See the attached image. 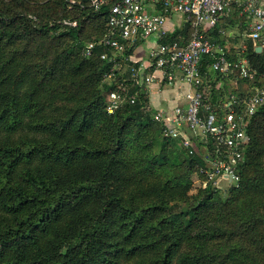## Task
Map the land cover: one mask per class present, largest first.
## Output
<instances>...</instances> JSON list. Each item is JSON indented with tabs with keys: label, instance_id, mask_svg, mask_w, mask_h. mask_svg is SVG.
Here are the masks:
<instances>
[{
	"label": "trees",
	"instance_id": "1",
	"mask_svg": "<svg viewBox=\"0 0 264 264\" xmlns=\"http://www.w3.org/2000/svg\"><path fill=\"white\" fill-rule=\"evenodd\" d=\"M106 21L89 0H0V264H264V105L248 120L238 185L193 193L200 144L190 156L163 137L146 98L107 112L130 73L102 60L114 54L102 45L84 55ZM246 44L255 79L238 82L260 87L264 51ZM210 63V79L233 78Z\"/></svg>",
	"mask_w": 264,
	"mask_h": 264
},
{
	"label": "built area",
	"instance_id": "2",
	"mask_svg": "<svg viewBox=\"0 0 264 264\" xmlns=\"http://www.w3.org/2000/svg\"><path fill=\"white\" fill-rule=\"evenodd\" d=\"M89 3L95 12L106 7L107 21L102 38L88 43L84 55L90 56L97 44L102 45L114 54H103L101 59L114 63V70L120 71L125 66L130 73V79L120 82L108 95L107 112L113 114L123 105H134L141 97L148 100L153 85L185 86L187 90L180 97L183 105H176L171 111H152L147 103L146 110L162 126L163 137L175 141L188 155L198 152L200 144L205 161L201 173L208 183L223 180L237 185L238 169L249 143L248 120L264 105V73L258 78L262 86L247 85L244 96L229 94L213 102L207 91L211 79L201 65L208 56L213 74L253 83L255 72L240 55L246 50L247 41L264 51V0H89ZM234 14L244 20L237 21L235 26L239 28L237 31H243L240 36L226 29L227 20ZM185 28L187 38L181 33ZM175 33H178L175 40L169 41ZM136 43H150L146 60L144 54L138 58L124 55ZM233 55L235 60L228 57Z\"/></svg>",
	"mask_w": 264,
	"mask_h": 264
},
{
	"label": "rangeland",
	"instance_id": "3",
	"mask_svg": "<svg viewBox=\"0 0 264 264\" xmlns=\"http://www.w3.org/2000/svg\"><path fill=\"white\" fill-rule=\"evenodd\" d=\"M230 20H232V22H235V23H233L231 26H229L230 24L227 23L226 24V29H228V30H234V29L238 30L239 28L237 29L235 27V26L238 25V23L236 22L234 16H232L230 18ZM238 34L240 36L241 30L238 31ZM225 37H226L225 40L228 39L227 35ZM140 52H144L145 56L143 57V59L146 60L147 59V55L149 53V46H147V44L143 43L136 50V54H138ZM238 81H239L238 78H224V79H222L220 81H218L215 78H213V79L210 80V87L207 89V91L213 97V96L219 95L221 93L220 90L223 89L224 87H227V90L225 91L227 93L226 94L227 96L229 95L228 92L232 91V89H236L237 91L240 90V91H242V94H244L246 92L245 88H246L247 84L243 82L242 86L240 87ZM219 98H221V97H219ZM151 117L153 119L152 114H151ZM192 180H193V193L196 192L200 188L207 187L208 185H211L213 188L218 189V190H220L223 193H226L228 191L229 187L238 185V184L237 185L229 184V183H227V181H223V180H221V181H219L218 183H215V184L214 183H208L204 176H203V178H200L198 175H194L192 177Z\"/></svg>",
	"mask_w": 264,
	"mask_h": 264
},
{
	"label": "crops",
	"instance_id": "4",
	"mask_svg": "<svg viewBox=\"0 0 264 264\" xmlns=\"http://www.w3.org/2000/svg\"><path fill=\"white\" fill-rule=\"evenodd\" d=\"M234 29V28H233ZM234 35L237 34V30H232ZM150 43H147L149 46ZM137 50V49H136ZM136 50L133 53V58H138L143 55L144 52L136 54ZM159 76V73H156ZM187 88L185 86L175 83L170 87H158L153 85L150 88V94L148 95V106L152 111H171L176 105H183V100L180 98Z\"/></svg>",
	"mask_w": 264,
	"mask_h": 264
},
{
	"label": "water",
	"instance_id": "5",
	"mask_svg": "<svg viewBox=\"0 0 264 264\" xmlns=\"http://www.w3.org/2000/svg\"><path fill=\"white\" fill-rule=\"evenodd\" d=\"M255 50L256 52L260 53V48H256Z\"/></svg>",
	"mask_w": 264,
	"mask_h": 264
}]
</instances>
